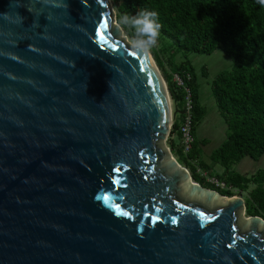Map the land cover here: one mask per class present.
<instances>
[{"label": "water", "instance_id": "95a60500", "mask_svg": "<svg viewBox=\"0 0 264 264\" xmlns=\"http://www.w3.org/2000/svg\"><path fill=\"white\" fill-rule=\"evenodd\" d=\"M114 17L0 0V264H264V220L178 163L168 82Z\"/></svg>", "mask_w": 264, "mask_h": 264}, {"label": "trees", "instance_id": "16d2710c", "mask_svg": "<svg viewBox=\"0 0 264 264\" xmlns=\"http://www.w3.org/2000/svg\"><path fill=\"white\" fill-rule=\"evenodd\" d=\"M116 18L124 13L135 16L141 9L156 11L161 24L157 45L151 55L168 82L175 107V126L169 139L178 163L186 168L196 184L222 197L244 193L249 217L264 220V170L253 177L230 172L244 159L264 158V6L258 0H111ZM131 40L132 31L122 26ZM222 48L232 60L231 70L221 72L211 83L212 95L227 127V140L210 157L224 172L209 178L225 186L220 190L206 182L203 175L210 167L201 161L199 126L207 116L200 103V84L189 55H213ZM166 56L171 69H168ZM183 56L185 59L181 58ZM180 60L182 63H180ZM191 74L188 85L195 99L197 143L191 155L181 145L180 125L184 118L185 91L175 82V75ZM205 76V74H204ZM252 187H254L252 189ZM235 192V193H234Z\"/></svg>", "mask_w": 264, "mask_h": 264}, {"label": "rangeland", "instance_id": "374dc122", "mask_svg": "<svg viewBox=\"0 0 264 264\" xmlns=\"http://www.w3.org/2000/svg\"><path fill=\"white\" fill-rule=\"evenodd\" d=\"M110 3L112 9H114L111 0ZM123 39H125L127 43L131 44V40L127 38L125 34H123ZM155 48L157 50H161L160 45L156 44ZM181 58L185 59L183 56H181ZM164 59L166 61L168 69H171L166 56H164ZM189 60L197 70L201 87L203 88L204 92L207 91L205 94L206 96L204 95V100H207L205 107L207 109V116L209 117V121H207L206 123H202L198 129L199 139L201 141L204 139L206 140V145L201 146L202 156L200 159L211 169L210 174L208 176L205 175L207 180L209 176L214 177L215 175H221L224 172V169L221 166L210 161V157L227 140V127L217 108L216 101L214 99V96L212 95L211 86H209V89L206 87V81L212 83L215 77L218 76L221 72L231 70L233 67V62L225 55L222 48H219L211 56L193 54L189 55ZM203 69L206 70V76H204L203 74ZM263 170L264 158H262L258 162L246 158L240 164L233 165L230 168V172L249 178L253 177L258 172ZM253 188L254 187H252V189ZM235 195H237V193H235ZM243 195L244 197L247 196L244 193Z\"/></svg>", "mask_w": 264, "mask_h": 264}, {"label": "clouds", "instance_id": "9594fccd", "mask_svg": "<svg viewBox=\"0 0 264 264\" xmlns=\"http://www.w3.org/2000/svg\"><path fill=\"white\" fill-rule=\"evenodd\" d=\"M258 3L264 6V0H258ZM113 23L117 27L126 26L132 31L131 50L137 56L147 57L160 37L161 24L156 11L141 9L135 16L124 13L118 18L114 17Z\"/></svg>", "mask_w": 264, "mask_h": 264}, {"label": "built area", "instance_id": "2783aa9c", "mask_svg": "<svg viewBox=\"0 0 264 264\" xmlns=\"http://www.w3.org/2000/svg\"><path fill=\"white\" fill-rule=\"evenodd\" d=\"M175 82L181 87L185 93V106H184V118L180 125L181 145L186 155H191L197 143L196 135L194 132L195 127V99L192 88L188 85V82L192 80L191 74L185 76L175 75ZM174 105V104H173ZM174 108V107H173ZM175 112V110H174ZM176 120H174L173 127L175 126ZM205 178L206 176L203 175ZM206 182L215 188L225 190V186L219 183L214 178H207Z\"/></svg>", "mask_w": 264, "mask_h": 264}, {"label": "crops", "instance_id": "0c3cea01", "mask_svg": "<svg viewBox=\"0 0 264 264\" xmlns=\"http://www.w3.org/2000/svg\"><path fill=\"white\" fill-rule=\"evenodd\" d=\"M180 63H182L181 61H180ZM194 66V65H193ZM195 68V67H194ZM197 71V70H196ZM203 74H205V76H206V70L205 69H203ZM200 84V83H199ZM206 84H207V88L209 89V86H211V82H209V81H206ZM212 91V90H211ZM206 92L207 91H205L204 92V90H203V88L201 87V85H200V103L205 107V105H206V102H207V100H204L205 98H204V95L206 94ZM206 96V95H205ZM206 108V107H205ZM207 121H209V117L208 116H206V118H205V120H204V122L203 123H206ZM199 138V137H198ZM200 140V139H199ZM201 141V140H200ZM201 142H204L205 144H206V140L204 139V140H202Z\"/></svg>", "mask_w": 264, "mask_h": 264}, {"label": "snow or ice", "instance_id": "6c2138e0", "mask_svg": "<svg viewBox=\"0 0 264 264\" xmlns=\"http://www.w3.org/2000/svg\"><path fill=\"white\" fill-rule=\"evenodd\" d=\"M103 39V37H101Z\"/></svg>", "mask_w": 264, "mask_h": 264}]
</instances>
